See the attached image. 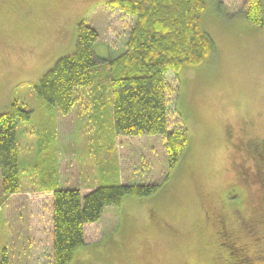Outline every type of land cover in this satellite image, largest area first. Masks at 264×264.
I'll list each match as a JSON object with an SVG mask.
<instances>
[{
	"label": "rangeland",
	"instance_id": "obj_1",
	"mask_svg": "<svg viewBox=\"0 0 264 264\" xmlns=\"http://www.w3.org/2000/svg\"><path fill=\"white\" fill-rule=\"evenodd\" d=\"M107 1L0 0V112L14 101L32 112L16 132L18 153L25 157L22 189L47 183L85 192L117 183L157 184L150 196L107 205L98 221L86 226L88 245L76 253L87 251L82 264H210L205 250L211 245L204 236L212 233L213 210L242 207L241 216L232 208L228 212L230 225L240 229L244 219L264 216L261 191L234 169L247 161L237 141L264 133V28L237 13L246 0H221L225 12L211 4L203 13L214 52L201 65L182 67L178 77L172 70L165 75L169 131L183 126L188 133L171 168L162 135L115 136L105 65L97 71L102 88L90 93L76 87L67 115L33 90L57 59L75 48L79 20L99 32L94 47L105 40L112 46L110 57L125 49L136 19ZM97 55L100 61L108 56ZM111 144L113 156L107 151ZM40 191L3 201L9 217L0 225V264L2 259L42 262L35 203L52 192ZM10 243L15 246L6 250ZM222 246L243 257L231 243ZM245 258L248 264L257 261Z\"/></svg>",
	"mask_w": 264,
	"mask_h": 264
},
{
	"label": "trees",
	"instance_id": "obj_2",
	"mask_svg": "<svg viewBox=\"0 0 264 264\" xmlns=\"http://www.w3.org/2000/svg\"><path fill=\"white\" fill-rule=\"evenodd\" d=\"M106 3V6L122 10L136 19L129 30L125 49L100 61L94 51L99 32L83 19L79 20L76 25L75 48L58 58L33 85V90L44 101L54 105L62 115H67L76 100V87L84 86L90 93L102 88V77L98 76L97 71L101 65H105L106 87L108 93H111V98L108 96L110 117L115 136L162 135L167 162L172 168L178 163L187 145L188 133L183 126L169 131L166 95L168 85L165 75L168 70H172L178 77L182 67L201 65L211 56L215 50V42L202 26V15L211 4L215 5L218 11L225 12V9L221 0H110ZM244 4L237 13L245 15L251 25L264 28V0H246ZM96 96L100 97L101 93L96 92ZM31 115L30 109L23 108L16 101L0 112L2 197L20 191L23 170L19 164L16 132L18 123L29 120ZM251 140L255 143L261 142L263 148L257 150L260 158L264 149V133L252 137ZM240 142L243 148V141ZM115 147L111 144L107 148V151L112 153L111 156L114 155ZM107 156H110V153ZM255 163V160L250 161L249 166L252 168ZM260 165L261 178L264 176L263 159L258 163V166ZM40 186L56 185L43 183L39 184L38 188ZM54 188L56 189L49 197H42L35 203L36 218L39 219V228L36 231L39 233L38 239L40 238L37 244L42 257V262L35 260L36 264H82L87 251L79 252V256L76 253L88 245L85 228L98 221L104 207L118 206L127 196H150L158 189V185L117 183L95 186L85 192H81L77 187ZM227 208L228 211L224 210L226 214L232 208V213L241 216L239 213H242V207L229 205ZM212 216V233L204 236L206 244L211 245L209 252L205 250L210 264H221L224 258L225 264H248L250 259L245 258L244 250L238 253L242 258L235 256L236 253L232 255V250L230 256L225 254L226 246H222L221 241L228 240L216 230L213 224L217 220L214 219L213 213ZM249 221V218L244 219V226L241 228L246 230V224H250L253 232L250 231L247 236L254 235V239L258 237V240L249 243V251L264 252V231L261 232L264 224L258 220ZM217 253H223L221 256L224 258H217ZM248 257L255 260L257 258L251 255ZM262 261L257 259L255 264L264 263ZM1 264H7L6 260L3 259Z\"/></svg>",
	"mask_w": 264,
	"mask_h": 264
},
{
	"label": "flooded vegetation",
	"instance_id": "obj_3",
	"mask_svg": "<svg viewBox=\"0 0 264 264\" xmlns=\"http://www.w3.org/2000/svg\"><path fill=\"white\" fill-rule=\"evenodd\" d=\"M238 143H240V141H237ZM235 145V143H234ZM243 151H244V156L245 158H247V161L245 159L244 162L235 165V170L237 175H239L241 177V179L245 180V182H251V184H256L258 186L259 191H261L262 193V198L264 199V176H261L260 178V174H261V167L262 165L258 166V163H260L261 159H263L264 161V149H263V153L261 154V157L259 158L258 152L257 150L262 149L263 146H261V142H257L255 143L254 141L251 140V138H248L247 140L243 141ZM253 160L256 161V163L253 165V169L249 166L250 161L252 162ZM260 170V171H259ZM257 175V176H256ZM213 215H214V219H216L217 221L213 224L216 227V230H218V232H221V235L224 236V238H226L229 243H231V245L233 247H235L237 250H239V252H241L242 250H244L243 252H245L246 256L251 255L252 257H257V259L259 261L263 260L264 261V252L262 250H257L253 253H251L249 251V243L252 242V240H258V237H256L255 239L253 238L254 235H252V237H248L247 234L252 231L250 224H246V230H243V228L237 230L236 228L232 227V225H230L229 220H228V214H226L223 210H214L212 211ZM260 221L261 223L264 224V216L263 214L261 216H257V218L254 221ZM252 221V220H251ZM249 221V222H251ZM241 231V232H240ZM264 231V227L261 229V232ZM220 235V234H219ZM228 241L223 242L224 244L228 243ZM214 242V240L212 241ZM220 243V242H219ZM222 243V244H223ZM225 254H227L228 256H230V249L225 247L224 249ZM223 253H217V258L219 257V259L224 258L223 256H221ZM225 259V258H224ZM224 259L221 260V262L223 264L224 263ZM262 261V262H263ZM221 263V264H222Z\"/></svg>",
	"mask_w": 264,
	"mask_h": 264
},
{
	"label": "crops",
	"instance_id": "obj_4",
	"mask_svg": "<svg viewBox=\"0 0 264 264\" xmlns=\"http://www.w3.org/2000/svg\"><path fill=\"white\" fill-rule=\"evenodd\" d=\"M95 52L97 54H105L106 53L108 56H110V55H112L113 50H112V46L110 48L109 44L106 43V41L104 40V41L101 42L100 47H98V48L95 47ZM18 157H19L20 168H21V170H23V172H25V168H23V166L21 164V160L25 161V157H22V155H20L19 153H18ZM29 189H30V187L29 188L27 187L26 189H22V186H21L20 191L18 193H16V194H11V195H8L7 197H2L1 194H0V219H1L0 220V225H2V226L6 225V220L9 217L8 216L9 213L6 210V206H3V201L4 200L6 202L9 198H13L14 196H17L18 194L28 195L31 192H39L40 193V192H42L40 190H47V191L53 192L56 188H54L52 186L51 187H42V186H40L39 188L38 187L33 188L34 190H31V191H29ZM32 237H33V234H32ZM30 238H31V236H30ZM14 244L15 243H10V245H8V246L4 245V246H5L6 250H9L12 246H15Z\"/></svg>",
	"mask_w": 264,
	"mask_h": 264
}]
</instances>
